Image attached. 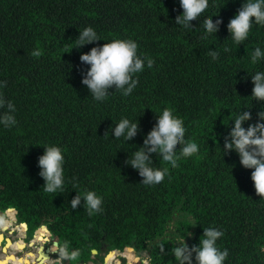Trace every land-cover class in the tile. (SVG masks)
I'll use <instances>...</instances> for the list:
<instances>
[{
    "label": "trees",
    "instance_id": "16d2710c",
    "mask_svg": "<svg viewBox=\"0 0 264 264\" xmlns=\"http://www.w3.org/2000/svg\"><path fill=\"white\" fill-rule=\"evenodd\" d=\"M241 3L209 0L207 15L219 12L223 23L216 35L201 40V28L186 33L175 25L179 0H0V80L8 82L3 92L16 104L18 120L12 128L0 126V214L17 209L30 236L48 225L61 243L69 240L80 249L76 259L87 260L103 242L110 250L130 245L150 252L152 264H169V239L192 233L186 236L192 245L203 238V227L217 226L224 230L219 246L229 249L225 264H264V199L255 190L252 169L243 167L234 151L223 157L219 147L229 120L240 107L251 106L248 72L264 70V61L251 59L254 47L264 42V25H254L240 45L227 29ZM88 25L103 39L72 48ZM193 25L199 27V21ZM116 37L137 40L139 51L155 63L138 74L130 96L110 89L114 92L98 102L81 83L87 66L79 57ZM224 45L231 52L212 61L208 49ZM252 103L255 119L260 104ZM165 109L184 121L186 138L200 149L181 157L176 168L153 155V166L169 174L161 184L145 187L125 160ZM121 117L139 121L141 131L133 140L113 137L110 126ZM51 143L64 148L65 173L79 181L77 191L103 195L102 214L89 216L83 204L71 209L76 194L71 182L64 194L43 191L37 161L43 145ZM190 218L199 223L190 225ZM41 232L48 231L40 227L36 237L41 239Z\"/></svg>",
    "mask_w": 264,
    "mask_h": 264
},
{
    "label": "clouds",
    "instance_id": "9594fccd",
    "mask_svg": "<svg viewBox=\"0 0 264 264\" xmlns=\"http://www.w3.org/2000/svg\"><path fill=\"white\" fill-rule=\"evenodd\" d=\"M182 9L175 17V25L186 33L197 28L202 29L201 40H207L219 31L223 18L214 13L207 15L209 0H179ZM213 15L217 18L213 20ZM206 18L201 20V17ZM193 21H199V27H194ZM254 25H264V0H242L233 17L227 23V29L231 40L240 45L245 42ZM103 39L92 25L79 30L75 43L77 49ZM105 40V39H104ZM103 44H95L89 51L81 52L80 62L87 67L81 70V83L87 87L92 98L98 102L105 101L109 95L119 90L127 97L139 84L138 74L151 69L155 63L154 58L139 51L138 41L131 37H116L105 40ZM71 48V49H72ZM229 45L223 49L209 48L208 55L212 61H218L221 54L231 52ZM36 56L40 55L37 51ZM253 62L264 61V42L258 43L252 53ZM248 72V71H247ZM252 81L251 106L240 107L231 121L230 129L223 134V157L232 151L239 156L240 164L251 171V179L261 199H264V70L248 72ZM7 80H0V126L12 128L17 125V106L13 100L4 95L3 89L7 86ZM114 89V91H110ZM253 100L260 104L255 113V119L251 108ZM155 124L144 134L143 143L135 147L128 155L125 164L138 171L141 183L145 187H154L161 184L168 176L167 168H156L152 156L155 155L164 164L176 168L181 157H191L198 154L200 145L186 138L184 121L174 115L173 111L165 109L158 114ZM229 122L225 125H228ZM246 125V126H245ZM110 131L115 139H123L125 142L133 140L141 131L139 121L128 117H121L110 126ZM179 145V147H178ZM44 151L38 157V175L43 179V191L57 194L66 192V185L71 182L76 194L69 201L71 209H77L83 204L89 216L102 214L105 210V200L102 194L95 189L77 191L79 181L75 176L69 180L65 173V150L62 146L51 143L44 144ZM69 191H67L68 193ZM183 215V214H180ZM192 219L190 225H196L199 221ZM190 233V232H189ZM192 233L186 236H191ZM186 236H178L172 242L171 253L175 257L174 264H225L229 257V249L221 248L219 238L224 236V230L217 226L203 227V238L198 243L189 245ZM69 240L53 241L50 251L58 252L62 261L71 262L80 255V249L72 248ZM162 253L165 252V244L157 241ZM168 251V250H167ZM148 264V261H145Z\"/></svg>",
    "mask_w": 264,
    "mask_h": 264
},
{
    "label": "flooded vegetation",
    "instance_id": "af4514ba",
    "mask_svg": "<svg viewBox=\"0 0 264 264\" xmlns=\"http://www.w3.org/2000/svg\"><path fill=\"white\" fill-rule=\"evenodd\" d=\"M9 216L11 217L12 215ZM46 226L48 233H44L41 236V239L36 237L35 234L30 236L27 232L26 237L20 239V241H22L21 244L24 245V248L17 251L10 250L11 247H8V240L13 244H15L14 242L16 240L13 237L7 238L3 235L0 242V259H8V264H17L14 262V260H23L21 264H82V261L87 264H145V260L141 255L143 253H147L148 264H152L150 252L144 251L142 253L130 245L124 247L123 249L115 248L110 250L108 249V245L103 242L100 244L99 249L92 250V253L87 260L83 257H80L79 259H74L71 262L62 261L58 252L50 251L53 241L61 242V240L53 235L48 225ZM21 227L22 230H20V232L23 237L26 227L24 225H21ZM6 246L10 248L7 251L4 250ZM41 246L44 247V250L40 248ZM128 247H131L132 251L128 250ZM39 248L41 250L40 252ZM94 250H96V252H94ZM127 253H133L136 257L132 260H129L126 255ZM12 255H14L15 259L12 258ZM171 257L172 259L170 260L169 264H174L175 257L173 254Z\"/></svg>",
    "mask_w": 264,
    "mask_h": 264
},
{
    "label": "rangeland",
    "instance_id": "374dc122",
    "mask_svg": "<svg viewBox=\"0 0 264 264\" xmlns=\"http://www.w3.org/2000/svg\"><path fill=\"white\" fill-rule=\"evenodd\" d=\"M0 216H1V219H0V237L2 238L3 235L6 236L7 238L13 237L16 240L14 243L17 244V246H18L17 250H20L21 249L20 246H21V242H22V241H20V239H23L20 230H22V227H21L22 224L21 223H23V222L18 221L17 213H15L16 217H14V216L10 217L9 214L6 212H4V214L1 213ZM17 222H18V224H17ZM37 230L34 232L35 235H36ZM27 232H28V228H27ZM42 234H44V233L41 232V235ZM5 248L9 249L7 246ZM141 256H142V258H144L145 261L146 260L148 261L147 253H143Z\"/></svg>",
    "mask_w": 264,
    "mask_h": 264
},
{
    "label": "water",
    "instance_id": "95a60500",
    "mask_svg": "<svg viewBox=\"0 0 264 264\" xmlns=\"http://www.w3.org/2000/svg\"><path fill=\"white\" fill-rule=\"evenodd\" d=\"M11 209H14V210H15V213H18L17 209H15V208H9V209H7L5 212L8 213L9 210H11ZM0 219H1V216H0ZM17 224H18V222H17ZM21 224H23V225L26 226V231H25V234L23 235V238H24V237H26V235H27V228H28V226H27L26 223H21ZM40 227H45L46 230L48 231L47 226H46L45 224L41 225ZM42 235H43V234H42ZM20 247H21V249H23V248H24V245L21 244ZM40 248H42V249L44 250V247H43V246H41ZM40 248H39V252L41 251ZM5 249H6V248H4V250H5ZM128 250L132 251V248H131V247H128ZM94 252H96V250H94ZM12 257H14V255H12ZM82 264H87V263H85L84 261H82Z\"/></svg>",
    "mask_w": 264,
    "mask_h": 264
},
{
    "label": "bare ground",
    "instance_id": "6f19581e",
    "mask_svg": "<svg viewBox=\"0 0 264 264\" xmlns=\"http://www.w3.org/2000/svg\"><path fill=\"white\" fill-rule=\"evenodd\" d=\"M9 215H12V216H14V217H16L15 216V212H13V211H11V212H9L8 213ZM23 225V224H22ZM25 226V225H24ZM26 227V226H25ZM0 242H1V237H0ZM17 245H15V244H13V243H11L10 241H8V247H11V249H13V250H17L18 248L16 247ZM10 249V248H9ZM10 249V250H11ZM8 249H5V251H7ZM111 256V255H110ZM8 259H5V258H1L0 259V264H8ZM46 264V263H45Z\"/></svg>",
    "mask_w": 264,
    "mask_h": 264
},
{
    "label": "crops",
    "instance_id": "0c3cea01",
    "mask_svg": "<svg viewBox=\"0 0 264 264\" xmlns=\"http://www.w3.org/2000/svg\"><path fill=\"white\" fill-rule=\"evenodd\" d=\"M17 247V246H16ZM18 248V247H17ZM11 250H13V249H11ZM14 251H16V250H14ZM12 258H14V257H12ZM15 259V258H14ZM14 262L15 263H17V264H21L22 262H23V260H19V261H17V260H14Z\"/></svg>",
    "mask_w": 264,
    "mask_h": 264
}]
</instances>
